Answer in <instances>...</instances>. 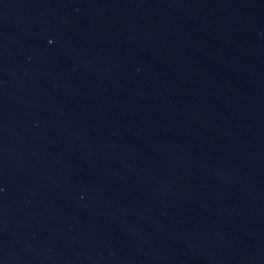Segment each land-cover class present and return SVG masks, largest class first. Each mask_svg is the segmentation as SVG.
<instances>
[{
	"label": "water",
	"instance_id": "1",
	"mask_svg": "<svg viewBox=\"0 0 264 264\" xmlns=\"http://www.w3.org/2000/svg\"><path fill=\"white\" fill-rule=\"evenodd\" d=\"M264 45V0H0V165L127 120Z\"/></svg>",
	"mask_w": 264,
	"mask_h": 264
}]
</instances>
